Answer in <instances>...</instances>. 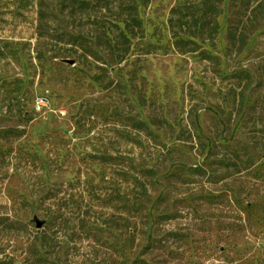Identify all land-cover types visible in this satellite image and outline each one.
<instances>
[{"label":"rangeland","instance_id":"1","mask_svg":"<svg viewBox=\"0 0 264 264\" xmlns=\"http://www.w3.org/2000/svg\"><path fill=\"white\" fill-rule=\"evenodd\" d=\"M0 264H264V0H0Z\"/></svg>","mask_w":264,"mask_h":264},{"label":"built area","instance_id":"2","mask_svg":"<svg viewBox=\"0 0 264 264\" xmlns=\"http://www.w3.org/2000/svg\"><path fill=\"white\" fill-rule=\"evenodd\" d=\"M38 104H39V105L44 104V99H43V98L39 99V100H38Z\"/></svg>","mask_w":264,"mask_h":264}]
</instances>
